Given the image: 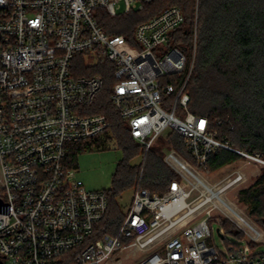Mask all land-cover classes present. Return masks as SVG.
<instances>
[{
  "label": "built area",
  "instance_id": "built-area-1",
  "mask_svg": "<svg viewBox=\"0 0 264 264\" xmlns=\"http://www.w3.org/2000/svg\"><path fill=\"white\" fill-rule=\"evenodd\" d=\"M155 1L0 0V198L10 203L8 214L0 212L5 264H264V251L256 250L264 224L227 197L247 172L236 168L212 182L197 170L219 149L260 167L264 152L233 147L219 136L220 119L189 110L196 33L191 59L172 44L186 20L182 8L164 7L132 38L108 34L99 22L100 10L118 17ZM80 54L113 65L110 99L139 145L149 148L173 130L193 159L171 149L165 161L178 178L163 194L138 185L118 231L101 236L107 194L86 188L70 153L111 130V121L89 113L104 80L77 75ZM164 95L173 96L172 109L162 105ZM225 220L246 235L245 244H226ZM214 223L223 249L213 244Z\"/></svg>",
  "mask_w": 264,
  "mask_h": 264
},
{
  "label": "trees",
  "instance_id": "trees-1",
  "mask_svg": "<svg viewBox=\"0 0 264 264\" xmlns=\"http://www.w3.org/2000/svg\"><path fill=\"white\" fill-rule=\"evenodd\" d=\"M173 4L182 8L186 20L175 32L172 44L185 53L190 52L192 57L196 33V54L185 89L190 95L189 110L211 120L220 119L219 136L227 137L232 146L264 152V0H157L142 10L118 17L100 10L99 22L108 34L132 38L141 21ZM74 65L77 75L103 76V88L89 113L107 115L125 155L113 176L111 189L105 190L108 210L97 226V236L116 233L125 217L117 208L116 198L124 190L136 184L163 194L178 178L165 161L163 148L167 144L191 162L193 159L184 139L175 131L167 137L159 136L157 144L149 148L133 139L128 125L110 99V84L115 82L111 63L98 61L91 66L85 55L80 54ZM140 147L145 163L131 166L129 160L140 152ZM78 151L79 147H76L70 153L73 166ZM239 158L233 151L219 149L209 156L206 168L216 171ZM240 200L251 204L252 216L264 224V170L253 185L240 192ZM224 223L227 231L237 234L232 222L225 220Z\"/></svg>",
  "mask_w": 264,
  "mask_h": 264
},
{
  "label": "rangeland",
  "instance_id": "rangeland-1",
  "mask_svg": "<svg viewBox=\"0 0 264 264\" xmlns=\"http://www.w3.org/2000/svg\"><path fill=\"white\" fill-rule=\"evenodd\" d=\"M186 54L188 58L191 57L190 52ZM96 64L97 62H89V65L91 66H94ZM113 84H114L113 82L110 84V89L113 88ZM173 102H174L173 96L164 95V101L162 105L165 108L172 109ZM182 112L183 109L179 108L178 114L182 115ZM171 132H173V130H166L161 136L167 137V135ZM157 142L158 140L155 142L154 145H156ZM78 147H79L78 155L75 160V165L73 166L77 171L78 178H80L84 182L86 188L89 190L111 189L113 176L118 168L119 163L125 157L124 152L122 148L119 146L117 138L115 137L113 131L108 130L107 132L98 136L95 139L84 142L82 144H78ZM142 149L143 148L140 147V152L129 160V164L131 166L144 165L145 155ZM171 149L174 148H171L169 144H167L163 148L164 157ZM175 150L178 151L176 148ZM236 168L244 169L247 172L248 179L245 183L241 184L240 186L236 187L231 192H229L227 197L230 201H234L236 203L237 209L241 211V213L244 216H246L249 220L256 222L258 225L263 226L261 223L257 222L252 216L251 214L252 205L246 202H242L240 200V192L243 189L249 188L251 185L255 183L258 177L261 176L264 167L244 164V159L239 158L216 171H210L206 167H202V168L198 167L197 170L200 172V174L203 176L204 179H207L212 182H217L224 179L229 172L233 171ZM137 186L138 185L136 184L131 185L116 198L117 208L124 215L127 213V210L132 204L133 195ZM237 192H238V199L235 198V194ZM213 227L215 229L212 239L213 244H215L218 248L223 249L224 244L222 243L220 236L217 232L218 224L214 223ZM226 238H227V240L225 241L226 244H229V242L245 244L247 241L246 235L244 236L236 235L229 231H227ZM256 250L264 251V244H260L256 248Z\"/></svg>",
  "mask_w": 264,
  "mask_h": 264
},
{
  "label": "water",
  "instance_id": "water-1",
  "mask_svg": "<svg viewBox=\"0 0 264 264\" xmlns=\"http://www.w3.org/2000/svg\"><path fill=\"white\" fill-rule=\"evenodd\" d=\"M9 205H10V203H4L3 200L0 198V212L1 213L8 214L9 213ZM3 257H6V255ZM0 264H5L1 258H0Z\"/></svg>",
  "mask_w": 264,
  "mask_h": 264
}]
</instances>
